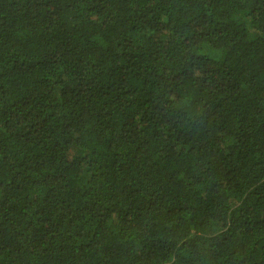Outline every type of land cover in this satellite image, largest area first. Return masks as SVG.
<instances>
[{"label": "trees", "instance_id": "obj_1", "mask_svg": "<svg viewBox=\"0 0 264 264\" xmlns=\"http://www.w3.org/2000/svg\"><path fill=\"white\" fill-rule=\"evenodd\" d=\"M0 264H264V0H0Z\"/></svg>", "mask_w": 264, "mask_h": 264}]
</instances>
